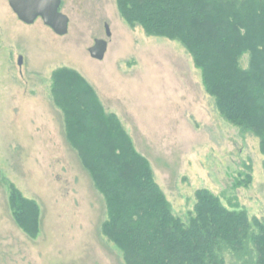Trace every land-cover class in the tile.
Masks as SVG:
<instances>
[{"label":"rangeland","instance_id":"374dc122","mask_svg":"<svg viewBox=\"0 0 264 264\" xmlns=\"http://www.w3.org/2000/svg\"><path fill=\"white\" fill-rule=\"evenodd\" d=\"M61 12L70 19L65 36L42 19L24 24L0 0V264H125L102 235L105 199L52 100V74L62 67L79 72L119 117L177 216L187 219L196 191L208 189L264 221L260 139L221 115L184 45L130 27L116 0H63ZM98 39L109 44L103 61L89 53ZM8 183L39 203L37 239L16 224ZM243 259L227 254L226 264L253 262Z\"/></svg>","mask_w":264,"mask_h":264},{"label":"trees","instance_id":"16d2710c","mask_svg":"<svg viewBox=\"0 0 264 264\" xmlns=\"http://www.w3.org/2000/svg\"><path fill=\"white\" fill-rule=\"evenodd\" d=\"M122 19L147 36L184 45L205 90L231 124L260 139L264 155V0H116ZM248 56V66L242 61ZM69 144L107 206L102 235L125 264H226L251 257L264 264V221L230 210L208 189L196 191L187 219L177 216L119 117L94 87L62 67L51 78ZM9 206L31 239L41 233V207L9 184Z\"/></svg>","mask_w":264,"mask_h":264},{"label":"water","instance_id":"95a60500","mask_svg":"<svg viewBox=\"0 0 264 264\" xmlns=\"http://www.w3.org/2000/svg\"><path fill=\"white\" fill-rule=\"evenodd\" d=\"M9 6L18 19L27 25H33L38 19L51 28L58 36H65L69 31L70 19L61 12L63 0H8ZM107 37H111L110 28L106 25ZM108 41L98 39L89 49L92 59L103 61L108 52ZM22 65V58L19 60Z\"/></svg>","mask_w":264,"mask_h":264},{"label":"crops","instance_id":"0c3cea01","mask_svg":"<svg viewBox=\"0 0 264 264\" xmlns=\"http://www.w3.org/2000/svg\"><path fill=\"white\" fill-rule=\"evenodd\" d=\"M15 227H16V225L13 224V228H15Z\"/></svg>","mask_w":264,"mask_h":264},{"label":"flooded vegetation","instance_id":"af4514ba","mask_svg":"<svg viewBox=\"0 0 264 264\" xmlns=\"http://www.w3.org/2000/svg\"><path fill=\"white\" fill-rule=\"evenodd\" d=\"M63 4V3H62Z\"/></svg>","mask_w":264,"mask_h":264}]
</instances>
